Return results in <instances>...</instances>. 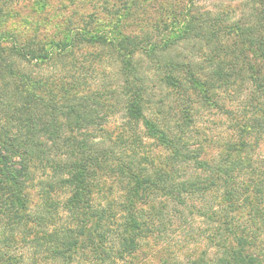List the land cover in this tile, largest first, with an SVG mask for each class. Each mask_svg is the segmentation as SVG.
Listing matches in <instances>:
<instances>
[{
	"label": "trees",
	"instance_id": "trees-1",
	"mask_svg": "<svg viewBox=\"0 0 264 264\" xmlns=\"http://www.w3.org/2000/svg\"><path fill=\"white\" fill-rule=\"evenodd\" d=\"M250 2L234 21L223 10L185 20L171 11L132 33L0 32V264H145L148 254L182 264L184 246L159 241L187 209L206 223L207 243L186 252L188 264H264V0ZM120 3L122 18L134 2ZM91 44L114 59L111 86L89 84L97 59L74 57ZM54 59L83 76L28 69ZM240 96L219 149L191 148L193 114ZM118 109L114 132L107 116Z\"/></svg>",
	"mask_w": 264,
	"mask_h": 264
},
{
	"label": "rangeland",
	"instance_id": "rangeland-1",
	"mask_svg": "<svg viewBox=\"0 0 264 264\" xmlns=\"http://www.w3.org/2000/svg\"><path fill=\"white\" fill-rule=\"evenodd\" d=\"M129 2V0H128ZM134 4L129 6L125 16L120 18L119 14L114 13L116 6L121 5L120 0H107L104 8L97 9L96 3H91L89 0L71 2L70 0H1L0 1V32L13 31L22 36H44L46 41L58 40L63 37L66 28L85 29V30H102L110 29L114 25H119L122 32L132 33L139 32L140 26L153 24L157 17L170 18L173 11L177 15L176 19L185 20L188 14H202L206 12L217 13L225 11L228 14L226 21H234L239 18H245L251 10L250 0H133ZM43 5V6H41ZM123 9V8H122ZM127 9V8H125ZM124 9V10H125ZM160 37L156 36L159 41ZM197 52V49L194 48ZM193 49L195 54V50ZM106 46L100 44L84 45L75 50L74 57L80 61L86 59L95 60V71H88L89 84L97 86L100 83L107 82V86L113 84L115 63ZM187 52V51H185ZM97 54L99 57H95ZM192 55V54H191ZM201 60V56H199ZM193 59H198V56H193ZM89 63V61L87 62ZM28 65V69L34 73L53 74L55 77L69 79L71 73L82 77L83 69L79 73L74 69L69 60L47 61L40 65ZM87 70V69H85ZM79 73V74H78ZM90 73V74H89ZM159 85L154 91H158ZM235 99L233 102L228 101L225 97L222 98L223 108H206L201 107L193 114L194 127L193 133L190 134V147H200L201 154H214L219 149L218 140L227 138L233 130V118L231 114L225 113L227 109L233 110L235 116L241 111V102ZM110 113V114H109ZM108 121L106 126L112 128L115 126L114 132L118 131L119 125L122 123V111L120 109L108 112ZM241 116V115H240ZM118 128V129H117ZM144 144L150 143L152 140L143 139ZM152 146V145H151ZM150 154L157 155L162 152L160 147L146 148ZM202 202L196 200L195 203ZM191 208V207H190ZM188 210V209H187ZM187 210L184 212L183 218L174 217L173 225L168 229V233L164 235L163 240L159 244L167 247L177 248L178 245H183L184 249L176 252L175 256L181 260L182 264H188V254L191 253V258L207 247V243L203 238L202 232L204 225L203 220L194 214H190ZM186 220V221H184ZM201 235V236H200ZM159 245L156 244L154 250H157ZM197 255V256H198ZM157 256L148 254L145 259V264H158Z\"/></svg>",
	"mask_w": 264,
	"mask_h": 264
}]
</instances>
